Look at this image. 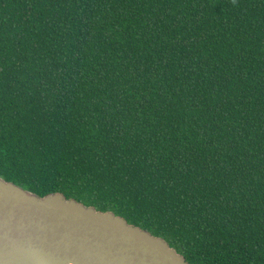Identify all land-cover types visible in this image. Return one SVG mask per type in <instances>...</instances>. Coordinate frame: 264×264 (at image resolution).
<instances>
[{
    "label": "trees",
    "instance_id": "16d2710c",
    "mask_svg": "<svg viewBox=\"0 0 264 264\" xmlns=\"http://www.w3.org/2000/svg\"><path fill=\"white\" fill-rule=\"evenodd\" d=\"M0 178L264 264V0H0Z\"/></svg>",
    "mask_w": 264,
    "mask_h": 264
},
{
    "label": "water",
    "instance_id": "95a60500",
    "mask_svg": "<svg viewBox=\"0 0 264 264\" xmlns=\"http://www.w3.org/2000/svg\"><path fill=\"white\" fill-rule=\"evenodd\" d=\"M0 264H188L161 238L60 193L0 178Z\"/></svg>",
    "mask_w": 264,
    "mask_h": 264
},
{
    "label": "clouds",
    "instance_id": "9594fccd",
    "mask_svg": "<svg viewBox=\"0 0 264 264\" xmlns=\"http://www.w3.org/2000/svg\"><path fill=\"white\" fill-rule=\"evenodd\" d=\"M233 3H235V0H233Z\"/></svg>",
    "mask_w": 264,
    "mask_h": 264
}]
</instances>
